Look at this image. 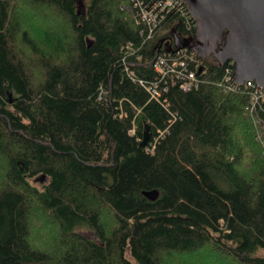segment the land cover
I'll list each match as a JSON object with an SVG mask.
<instances>
[{
    "label": "trees",
    "instance_id": "1",
    "mask_svg": "<svg viewBox=\"0 0 264 264\" xmlns=\"http://www.w3.org/2000/svg\"><path fill=\"white\" fill-rule=\"evenodd\" d=\"M84 3L0 0V264H264L256 88L197 56L185 91L172 60L195 69L190 48L156 70L195 37L187 8L149 38L136 0Z\"/></svg>",
    "mask_w": 264,
    "mask_h": 264
},
{
    "label": "water",
    "instance_id": "2",
    "mask_svg": "<svg viewBox=\"0 0 264 264\" xmlns=\"http://www.w3.org/2000/svg\"><path fill=\"white\" fill-rule=\"evenodd\" d=\"M182 1L196 21L197 33L191 40L175 35L174 45L190 48L201 58L214 54L222 66L233 60L236 83L244 85L253 81L264 88V0ZM80 9L79 13L84 12V6ZM224 37L225 41L219 47L218 43ZM173 49L170 45L168 50ZM151 137V126L146 125L140 145L147 146ZM44 179L45 175L40 180ZM144 193L151 200L159 197L158 190Z\"/></svg>",
    "mask_w": 264,
    "mask_h": 264
},
{
    "label": "built area",
    "instance_id": "3",
    "mask_svg": "<svg viewBox=\"0 0 264 264\" xmlns=\"http://www.w3.org/2000/svg\"><path fill=\"white\" fill-rule=\"evenodd\" d=\"M177 9V11H182L185 10V8H187L186 4L182 1V0H156L153 6L150 7H145L144 6V2L141 0H136V3L134 4V13H135V17L138 19V22L140 23H144V24H148L149 25V30L147 31V34H149V38H153L155 36V34L160 31L163 28V24L162 20L164 19L165 16V12H169L172 9ZM188 10V8H187ZM188 13L190 15L191 18H193L188 10ZM183 14H186V12H184ZM194 19V18H193ZM195 21V20H194ZM174 24V23H173ZM143 34H144V30H142ZM175 51H168L166 50L164 53H160L158 54V56L156 57V63H155V67L156 70L159 71L160 73H162L163 75L166 73L167 68L165 67V64H169L166 60V56L169 57L172 53L173 54H182V53H186L187 48H177L175 45L173 46ZM191 54L189 55V57L191 58V60L195 61V69H192L189 66V63L187 62V60L183 57V56H178V57H174V59L172 60V67H177L178 64H180V66H182L184 69L182 71H179V75H182L180 77V79H182L181 82V88L184 89L185 91H190L191 88L194 85H198L199 82V78H198V74L196 72V69L199 66V61L197 59V53L193 50H191ZM226 70H227V75H226V88L228 90H231L233 88L236 87V85L240 86V84L236 83L235 78H234V72H235V62L233 60H229L226 64ZM203 72V71H202ZM178 75V76H179ZM248 87H255L256 88V92L253 95V100L255 102L258 103V97L260 96L263 100H264V88L258 86L255 82L250 81V82H246L245 83ZM244 84V85H245ZM150 93L152 94V97L157 98L160 97V93L158 91V87L155 86L154 89H152L151 87L149 88ZM255 106V105H254ZM167 107V106H166ZM256 110V109H254ZM125 114L123 108L121 107V113L120 116L123 117ZM131 133H135V129L133 128L131 130ZM162 134V132H161Z\"/></svg>",
    "mask_w": 264,
    "mask_h": 264
},
{
    "label": "rangeland",
    "instance_id": "4",
    "mask_svg": "<svg viewBox=\"0 0 264 264\" xmlns=\"http://www.w3.org/2000/svg\"><path fill=\"white\" fill-rule=\"evenodd\" d=\"M89 1H90V0H84V2H85L84 5L86 6V5L89 3ZM33 182H35V181L33 180ZM43 182H44V181H43ZM35 183H37V182H35ZM40 185H41V184H40ZM79 231H80V233H82L83 235H86V236H88V237H90V238H95V235H94L93 230L90 229V228H88V227H86V226L80 228Z\"/></svg>",
    "mask_w": 264,
    "mask_h": 264
},
{
    "label": "flooded vegetation",
    "instance_id": "5",
    "mask_svg": "<svg viewBox=\"0 0 264 264\" xmlns=\"http://www.w3.org/2000/svg\"><path fill=\"white\" fill-rule=\"evenodd\" d=\"M218 46H219V43H218ZM210 57H214V54H211V56Z\"/></svg>",
    "mask_w": 264,
    "mask_h": 264
}]
</instances>
